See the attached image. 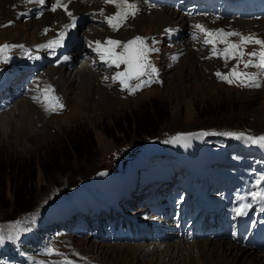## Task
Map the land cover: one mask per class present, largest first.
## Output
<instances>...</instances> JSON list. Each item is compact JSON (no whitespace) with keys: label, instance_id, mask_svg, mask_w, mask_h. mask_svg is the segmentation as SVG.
<instances>
[{"label":"rangeland","instance_id":"obj_1","mask_svg":"<svg viewBox=\"0 0 264 264\" xmlns=\"http://www.w3.org/2000/svg\"><path fill=\"white\" fill-rule=\"evenodd\" d=\"M146 2L151 6L148 0ZM49 3L50 5L54 4L55 0H49L47 4ZM92 3L93 1H89L90 6L93 5ZM71 4L68 9L76 13ZM4 8L0 11V45H17V47L6 52L9 59L7 62H0V73L12 72L25 63H36L37 55L41 56L44 62L39 64L35 75L13 88L14 95L9 98L11 104L6 110L0 111L1 115L11 109V113L5 115L4 119L0 121V161L8 163L10 159H14L21 166L30 163L37 166L35 184L27 198L31 202L30 206L24 211L15 207L13 187L8 177L5 178L3 187V204H0V227L4 229L6 237L9 234L13 236L10 243L3 244V249L19 247L25 243H33L34 247L28 252L20 250L21 257L18 259L7 258L3 255L0 264H36L44 261L46 264H64L66 260L72 261L73 264H157L161 258L160 255L165 256L167 253L168 256L161 258L159 264H189L188 253L186 252L187 255L184 258L175 252V248H168L170 245L157 249L153 244H149L146 247L148 252L145 256L138 255V248L119 247V244L134 242L125 240L124 237H115L131 235L133 233L132 224H148L146 223L147 212L142 207L137 208L138 212L134 211V215L137 214L136 217L129 219L127 225L105 214L103 220L108 219V221L107 225H103L102 232L99 231L100 214L103 213L100 209L101 206L97 203L95 208L82 209L81 207H89L91 203L87 194L82 198L83 200L79 199L81 194L75 192V189L87 193L85 189L88 186V181L98 182L101 179L100 175L115 173L116 190L119 187H125V189L122 188L123 196L121 197L129 208L136 207L135 205L138 203L141 204L142 200L150 204L157 202L159 195L167 190V187L162 185H170L175 182L184 184V176L189 174L186 170H182V160L202 163L203 160L210 159L211 153L215 154L221 151L223 148L219 145L221 140L232 138L222 135V133L244 132L255 136L264 135V86L260 88L240 87L217 78L218 71L227 74L236 61H229L223 68L225 62L222 63L223 59L220 58L221 67L219 68L215 57L207 58L211 56V46H205L204 43L203 45L198 44L204 38L196 31L189 33L188 36L187 34L178 36L167 29L160 32L162 26L160 24L137 19L136 23L130 26V29L136 32H133L134 35L131 33L132 36L130 35L131 37L129 36L127 41L137 36L144 37L150 47L158 49L150 54L151 62L159 71L158 77L152 78L153 83L143 87L134 95L126 90L122 91L119 82H113L111 77L116 71H122L124 66L114 70L101 61L97 70L106 66L99 74V76L108 77L106 82L93 85L76 78L71 83L64 82L58 88L54 82V78L57 79V76L54 77L56 69L59 68L60 71L73 69L79 66L78 62L73 61L72 66L63 65L60 63L59 57H50L48 49L41 47L48 38L57 37L58 29L55 34H51L49 33L51 26H48L33 36L31 30L27 34L23 26L28 27L32 20L39 21L45 15H62L65 13L64 10H50L40 19H36L39 14L38 10L30 15H23L22 11L15 15L16 11H14L15 13L10 11L8 5ZM82 13L85 14L81 16V21L77 27L73 28L75 36L70 39L69 45L64 50L72 52L75 56L74 60L85 58L91 60L93 56L97 58L98 55L89 47V37L103 29L102 21H99L100 18L94 19L93 14L89 11L79 14ZM152 13H149L150 18H153ZM187 18L192 19L191 17ZM11 19H14V23L10 25ZM221 20L217 22L224 23V20ZM262 20H264V15L255 22L246 21V27L238 25L239 21H236L232 24L236 26H225L223 29L243 35L254 34L256 38L264 39V28L261 29L263 33L250 31V29L260 28ZM229 22L231 20L224 24H230ZM45 29L48 30L47 33ZM189 36L190 47L197 52L201 50L196 67L191 65L194 63L193 59L183 60L187 51L184 54L182 42ZM153 38L155 43H153ZM191 38L195 40L191 41ZM230 39L238 43L240 37L236 36ZM258 49V45L249 44L245 51L250 53ZM78 53L80 55H77ZM173 57H177V59H173ZM245 59H248L247 55ZM38 61L40 62V60ZM177 61L179 64L175 66ZM67 66L68 68H66ZM240 70L259 71L256 68L244 69L242 64ZM143 79H147V77ZM132 83L135 84L137 81ZM48 85L55 89L54 94L60 98L64 107L54 112L46 111L45 117L42 109L45 108L44 105L34 100L33 97L41 96L44 88ZM3 98L7 101L5 95L0 97V101ZM27 102L35 107V112L31 106L28 111L25 107ZM4 103L6 102L3 101ZM40 115L42 118H39ZM141 116L151 121L150 124L139 123ZM43 119L44 121L41 122ZM4 121L10 123L9 127L7 126L8 129L2 127ZM42 123L43 130L37 131L36 129L41 127ZM13 129L17 132L18 130L21 132L33 131L32 133L36 134L37 138L34 137L35 142L33 141V143L18 142L15 137H12ZM205 132L209 134L203 135L202 133ZM179 134L193 135L183 143H163L164 140ZM78 139L83 141V151L89 153L79 154L73 150V143H79ZM154 139L167 149L162 158L159 155L150 158L142 154L143 145ZM206 140L211 142L208 143ZM239 141L238 149L240 151L229 148L226 149L227 157L223 159V163H220L219 158L213 160V164L209 167L210 179L215 182L225 181L221 176L223 167L231 168L228 173H233L234 170L241 179L247 181H251L252 177L258 180L264 176L263 152L249 150L251 144L241 139ZM235 153L241 158L236 157ZM59 155H63L64 164L55 161ZM45 161L48 162V170H44L40 166V163ZM124 162L130 164L128 172L125 173L121 171ZM58 165L60 169H55ZM253 171L255 172L254 176H252ZM166 174L169 175V180L158 182L154 187L146 186L142 190L141 187L138 196L131 195L137 193L138 188L133 192L129 189L134 185V182L127 186L123 185L127 177L132 181L140 179L142 184H149ZM195 189L197 190L199 187ZM195 191L194 194L197 193ZM126 192L131 194L127 195ZM134 197L138 202L134 201ZM73 209H75L74 215L70 214ZM83 213L94 220L95 229L89 234H83V237L74 236L70 227L78 223L76 217ZM17 223L20 224L19 230L11 227ZM111 223L112 226H110ZM103 236L114 242H102ZM145 241L147 240L142 242L148 244ZM183 246L188 248L191 245L184 244ZM163 252L165 253L163 254ZM153 256L156 257L153 258Z\"/></svg>","mask_w":264,"mask_h":264},{"label":"bare ground","instance_id":"obj_2","mask_svg":"<svg viewBox=\"0 0 264 264\" xmlns=\"http://www.w3.org/2000/svg\"><path fill=\"white\" fill-rule=\"evenodd\" d=\"M48 2H49V0H45V3H48ZM71 2H72V4H71ZM71 2L68 4V8L71 4V7L76 10V13H73L72 10L69 9V11H71V13H72V17L69 18L66 13H63L62 15L57 14L55 16L45 15L39 21L38 20H32L31 25L28 27L26 25H24L23 26L24 30H26L27 34H29L30 32H28V31L31 30L32 35L35 36L36 32H38V31H40V30H42L48 26H51V30L49 31V33L55 34L57 29L60 31L62 28H64L65 25H70L72 23L73 18L75 19V27H77V24H79V22L81 21V16L83 14H85V13H82V14H79V13L87 12V11H89V13L93 14L94 19L100 18L99 21L100 22L102 21V27H103V29L96 31L94 36L89 37L90 42H95L97 40L104 42V41L108 40L109 38L118 39V40L126 42L128 37L131 35V33L136 32L135 30H131L130 26L134 25L136 23L137 19L147 20L148 23L160 24V26L161 25L163 26V28L161 26L160 32L167 29V30H170V32H172L173 34H177L178 36H183L185 34H187V36H188L189 33L196 31L194 29V25L197 23L204 24L209 29H220V28H224L225 26H228V27L236 26V25H232V24L236 23V21H239L238 25H243L244 27H246V25H247V22L242 21V20H233V19H227V18L217 19V18H214L212 16H205V15L195 16V17H191L192 19H188L186 16H181L182 14L179 12H176L174 10L171 11L172 9L161 8V7L160 8H151L150 5L147 4L146 0H135V2L138 3L139 9H140L138 14L135 16L134 19L130 17L127 20L126 24H124L123 27H121L118 31H114L108 26V24L106 22H104V19L102 16L100 17L99 15H97L100 13V11L102 9L104 10L106 15L114 13L115 9L113 8V6L105 5L102 2V0H94L92 3L93 5H91V6L89 4V1H87V0H71ZM7 5H8V8L10 9V11H12V12L16 11V13L14 12L16 15L20 11L25 12L27 9L33 10L38 5L43 6L44 4L41 5L37 2H35V0H33V2H31V3H25V0H0V11L4 10L5 9L4 7H6ZM48 5L51 6L52 4L50 5V3H49ZM57 10H63V9H57ZM149 13H152L153 18L149 17ZM197 17H201V18H197ZM40 18H38V19H40ZM177 19H178V21H176ZM221 19L224 20V23H226L228 20H231L232 23L229 22L230 24H224V23L217 22V21H220ZM262 21L263 22H262V25H260V28L259 27L254 28L257 30H251L250 29V31H253V32L260 31L261 33H263V31H261V29L264 28V20H262ZM248 22H252V21H248ZM253 22H255V21H253ZM13 23H14V19L13 20L11 19L9 24L11 25ZM75 27H73V28H75ZM59 31L57 33H59ZM49 33H48V35H49ZM133 35H134V33H133ZM201 36L203 38L202 34H201ZM55 38L56 37H50L46 42H44V45H46L50 40H53ZM193 39H191V41ZM198 44L203 45V42L199 41ZM182 46H183L184 54H185V51H187V53L185 54L186 56L185 57L183 56L184 57L183 60H185L186 58H188V60L193 59L194 63H191V65H192V67H196L197 66L196 62L199 61L198 55L201 52V50H198V52H197L194 50V48L190 47V36L187 37L185 41L183 40ZM218 47L223 48L224 45H218ZM201 48H204V47H201ZM48 50L50 51V49H48ZM92 50H93V48H92ZM119 50L120 49H117V51H119ZM77 55H80V54L78 53ZM60 56H62L63 59L65 56H67V57H69V60L74 61V62L77 61L79 66L76 68H73V69H67L66 71H60L59 68L56 69V72L54 73V77L57 76V79L54 77L53 78L55 79L54 82L58 86V88L60 86H62V84L64 82L71 83L76 78L81 79V81H83L84 83L93 84V85H95L96 83L101 84V83L106 82V80L104 79V76H99L100 71L105 69L106 66H104L100 70H97V67L99 66V64L101 62L99 56H97V58L93 56L91 58V60H88L86 58L83 60H80V59L74 60L75 56L72 52H62ZM216 59L218 62V67L220 68L221 67V64L219 61L220 58H216ZM222 63H224V60H222ZM178 64H179V61H177L175 66H178ZM225 67H226V65L223 66V68H225ZM22 68L31 69L34 67L31 64L29 65V64L25 63L24 65L19 67V69H22ZM66 68H68V66ZM110 69L116 70V68L114 66L110 67ZM197 69H198V67H197ZM24 74L30 75V72H25L22 75H24ZM222 84H223V82H222ZM7 92H9L8 85H5V86L2 85V87H0V94L3 93V95H1V96L5 95V97L7 99H9L11 96H13L12 95L13 93L6 94ZM30 106L33 109V111L35 112V107L30 105L28 102L26 103L25 107L28 109V111H30V109H31ZM67 108H69V107H67ZM42 109H43V115L46 117V115H45L46 110H45V108H42ZM10 111H11V109L6 113L1 114L0 116H2V117H0V121L2 119H4L5 115L11 113ZM39 118H42V115H40ZM44 119L41 122H43ZM1 123H3V122H1ZM9 124H10L9 122L4 121V124H3L4 126H2V127L7 128V126ZM32 124H33V122H32ZM43 128H44V125L42 123V126L37 128L36 130L40 131V130H43ZM15 129L12 130V137H15L18 140V142H20V141L26 142L27 141V142L33 143L34 137L37 138L36 134L32 133L33 131L30 132L28 130H25V131L21 132L18 130V132H17ZM40 138H41V136H40ZM115 177H116L115 173H112V174L109 173V174L103 176L100 179V181H98V182H94V181L90 180V181H88V186L85 189V191L87 193H85V192L83 193L77 189H75V192H79L81 194V197L79 198L81 200H83L82 198L85 196V194L92 195V197L94 199H97L98 203L102 206V208H104V210L106 212L110 211L111 206L114 203H117V202L122 203L120 201V198L118 199V196H117V192H116L117 186L115 185ZM94 186H95V188H93ZM104 210L102 212L105 214ZM144 211L147 212V210H144ZM103 213L100 214V216H101L100 218H102V219H104ZM117 219H119V221L127 222V219L124 220V218L120 214L117 215ZM101 222H103V221H101ZM162 224L164 225V229L168 230L167 232L170 235L169 237H166V236L164 238L162 237L165 240L164 243L145 241L148 243V244H146V243L142 242L144 240L140 239V237H144L145 235H141V233L140 234L136 233L134 235L135 239H133V242L136 244H134V243L126 244L125 243V244H121V245L119 244L118 246L123 247V248H138L139 249L138 255L141 254L140 256H145L148 252L146 247H148L149 244H153L154 247H156L157 249L163 248V247H168L170 245L168 248H171V247L175 248V250H176L175 252L184 258L186 257V255H187L186 252H187L188 256H189V257H187V259L189 260V264H264V251H257V250L253 251L251 248H242L238 245V243H236L233 240H225V239L201 240V241L195 242L193 244H190L191 246L187 245L188 246V248H187L186 246H183V244L179 241H172V238H174V236L176 235L175 229H174V227L177 226L176 224L169 222V221H162ZM91 226H93V225L92 224L87 225V228H84V225L78 226L76 228H71V230L73 232L72 235L83 237L82 236L83 234H88V230L90 229ZM125 237H127V236H125ZM112 239H114V238H112ZM110 240H111L110 238L105 237L102 240V242H107ZM138 242H142V243H138ZM111 244H113V243H111ZM164 253L165 252H163V254ZM180 253H182V254H180ZM166 256H168V253L165 256H163L162 254L160 255L161 258H164ZM154 257H156V256H153V258ZM174 257H175V255H174ZM161 258L157 264H159L161 262V260H162ZM181 260H183V259H181Z\"/></svg>","mask_w":264,"mask_h":264},{"label":"snow or ice","instance_id":"obj_3","mask_svg":"<svg viewBox=\"0 0 264 264\" xmlns=\"http://www.w3.org/2000/svg\"><path fill=\"white\" fill-rule=\"evenodd\" d=\"M33 0H25V3H31ZM35 2L43 5L45 0H35ZM71 0H55V3L51 6V11L57 9H63L64 12L72 17L71 11L68 9V4ZM105 5H111L115 9L112 14H105L102 9L99 13L104 18V22L114 30L118 31L126 22L135 16L140 11L138 3L135 0H102ZM75 27V19H72L70 25H65L64 30L60 31L57 38L50 40L46 45L41 47L52 50L55 54V49L63 47L64 40L67 36V29ZM197 33L202 34L204 37L203 43L205 46H211V56L207 57L211 59L213 57L221 58L224 60L225 65L229 61L235 60L236 64L225 74L217 72V78L224 80L229 84H236L240 87L246 88H260L264 86V39L256 38L254 34L243 35L235 31H226L225 29H209L204 24L197 23L194 25ZM48 30L45 29V32ZM240 37L239 42H233L231 37ZM198 38V37H197ZM153 43L155 40L153 38ZM249 44L258 45L259 49L250 53L246 52V46ZM218 45H224L223 48H219ZM17 47V45H0V62H7L6 52L11 48ZM22 47V46H20ZM89 47L97 53L100 60L106 63L109 67H115L120 69L123 65L122 71H116L111 77L113 82H119L121 90H126L130 94H135L153 83V77H158L159 71L150 60V54L158 51L154 47H150L146 38L137 36L126 42L111 39L101 42L99 40L95 42H89ZM117 49H120L117 51ZM248 59H245V56ZM65 60L69 57L65 56ZM177 59V57H173ZM243 65L244 69L256 68L258 72L241 71L240 66ZM147 77V79H143ZM108 79L107 76L104 77ZM133 81L137 83L133 84ZM55 89L48 85L44 88L41 96L33 97L39 103H42L46 111L54 112L63 109L64 105L60 101V98L56 96ZM208 135L209 133H202ZM193 134H179L171 139L164 140L166 144L183 143L189 139ZM222 135L241 139L251 145H256L264 148V135H251L244 132H224ZM264 184V176H261L253 186L256 190H250L246 195H237L236 199L241 201L238 207L233 209L236 216H245L248 211L253 208L255 204L261 205L264 209V187H260ZM249 197L251 202H248ZM11 227L20 229V224L17 223ZM26 230V229H25ZM6 239H13V236L9 234L7 237L4 235V229L0 227V245L4 244ZM64 264H73L72 261H65Z\"/></svg>","mask_w":264,"mask_h":264},{"label":"trees","instance_id":"obj_4","mask_svg":"<svg viewBox=\"0 0 264 264\" xmlns=\"http://www.w3.org/2000/svg\"><path fill=\"white\" fill-rule=\"evenodd\" d=\"M144 123L145 125H149L151 121H148L144 116L139 117V123ZM149 128V127H144ZM82 139H78L79 143H73V150L76 153L81 154L82 152L89 153L87 151H83V141ZM81 144V145H80ZM80 145V146H79ZM82 148V150H81ZM78 154V155H79ZM56 162H62L64 164L65 160L63 155L57 156L55 159ZM48 162L45 161L40 166L44 170H48ZM36 165L30 163L28 165L21 166L17 160L10 159L8 163L4 161H0V204H3L4 200V185L5 178L8 177L10 180V184L13 187V197L15 202V207H18L21 210H26L29 204L31 203L27 198L31 194V188L35 184L36 180ZM55 169H60V166H56Z\"/></svg>","mask_w":264,"mask_h":264},{"label":"water","instance_id":"obj_5","mask_svg":"<svg viewBox=\"0 0 264 264\" xmlns=\"http://www.w3.org/2000/svg\"><path fill=\"white\" fill-rule=\"evenodd\" d=\"M160 148L161 149V145L158 143V141L156 139L149 141L148 143H146L143 147L142 150L146 151V152H151L152 154H155V149ZM161 151V150H159ZM158 151V152H159ZM126 167V165H124V168Z\"/></svg>","mask_w":264,"mask_h":264}]
</instances>
